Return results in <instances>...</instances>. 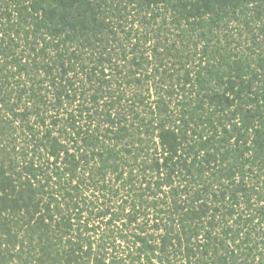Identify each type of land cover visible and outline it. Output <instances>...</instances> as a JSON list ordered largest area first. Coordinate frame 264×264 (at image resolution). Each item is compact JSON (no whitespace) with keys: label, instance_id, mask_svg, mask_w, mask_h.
<instances>
[{"label":"trees","instance_id":"trees-1","mask_svg":"<svg viewBox=\"0 0 264 264\" xmlns=\"http://www.w3.org/2000/svg\"><path fill=\"white\" fill-rule=\"evenodd\" d=\"M0 264H264V0H0Z\"/></svg>","mask_w":264,"mask_h":264}]
</instances>
